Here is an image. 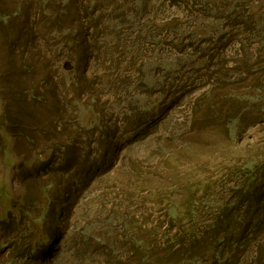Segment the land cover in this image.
I'll use <instances>...</instances> for the list:
<instances>
[{"label":"rangeland","instance_id":"rangeland-1","mask_svg":"<svg viewBox=\"0 0 264 264\" xmlns=\"http://www.w3.org/2000/svg\"><path fill=\"white\" fill-rule=\"evenodd\" d=\"M251 161L264 166V0H0V218L68 180L52 264H138L135 238L160 261L189 244L203 258L210 237L183 230L221 220ZM41 213L0 221L1 261ZM232 252L264 264V231Z\"/></svg>","mask_w":264,"mask_h":264},{"label":"trees","instance_id":"trees-1","mask_svg":"<svg viewBox=\"0 0 264 264\" xmlns=\"http://www.w3.org/2000/svg\"><path fill=\"white\" fill-rule=\"evenodd\" d=\"M2 18L6 20L5 17ZM64 160L65 162L58 164L57 169H60L59 165H63L64 175H67L71 172L72 163L68 159ZM262 164L251 161L243 172H239L240 183L232 188L235 195L233 200L219 204L216 209L221 214V220L208 223L205 235L199 234V230H195L194 227L183 230L184 235L191 234L197 242L203 237H210L207 245L202 247L203 258H193L196 252L194 249H189L191 248L189 244L177 251L178 256L174 254L176 258L166 255L160 261L155 257L158 253H153L143 238H135L134 250L138 264H230L235 256L232 254L233 249L237 252L245 245L252 244V239L264 231V166H261ZM21 166L34 168L28 161L19 164V168ZM58 180V183L51 182L42 186L41 200H38V203L35 199H26L22 203L17 200L10 202L7 213L0 218L1 223L10 228L21 222L23 215L31 218L33 209H38L42 213L36 220L30 219L28 228L31 233L30 242H27L23 249L19 245L16 247L17 260L13 258L7 261L0 260V264H52V257L56 253L53 247L55 245L53 230L57 228L53 226V222L60 219L72 197L68 180L61 182V176ZM79 181L81 182V179ZM194 213L191 211V217ZM45 217L50 219L48 224L37 222L38 219ZM130 225L137 235L143 234L145 227L139 223L138 218H133ZM233 234H236L235 238H231ZM2 239L0 238V247L3 245Z\"/></svg>","mask_w":264,"mask_h":264}]
</instances>
